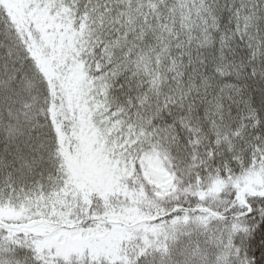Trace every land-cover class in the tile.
Wrapping results in <instances>:
<instances>
[{"label":"snow or ice","instance_id":"1","mask_svg":"<svg viewBox=\"0 0 264 264\" xmlns=\"http://www.w3.org/2000/svg\"><path fill=\"white\" fill-rule=\"evenodd\" d=\"M0 264H264V0H0Z\"/></svg>","mask_w":264,"mask_h":264}]
</instances>
